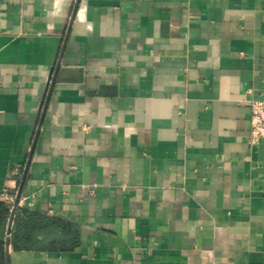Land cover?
Returning <instances> with one entry per match:
<instances>
[{
    "label": "crops",
    "instance_id": "crops-1",
    "mask_svg": "<svg viewBox=\"0 0 264 264\" xmlns=\"http://www.w3.org/2000/svg\"><path fill=\"white\" fill-rule=\"evenodd\" d=\"M263 94L264 0H0V202L37 137L13 214L75 236L2 264H264Z\"/></svg>",
    "mask_w": 264,
    "mask_h": 264
},
{
    "label": "trees",
    "instance_id": "trees-1",
    "mask_svg": "<svg viewBox=\"0 0 264 264\" xmlns=\"http://www.w3.org/2000/svg\"><path fill=\"white\" fill-rule=\"evenodd\" d=\"M9 218H11L9 206L0 202V264H2L3 249L2 234ZM12 222L10 242L14 249L25 248L24 245H18L22 237L27 241H32L35 236H41L45 244L39 245V247L47 251L66 250L73 245L75 240L72 227L68 224L39 217L22 209H16Z\"/></svg>",
    "mask_w": 264,
    "mask_h": 264
},
{
    "label": "built area",
    "instance_id": "built-area-1",
    "mask_svg": "<svg viewBox=\"0 0 264 264\" xmlns=\"http://www.w3.org/2000/svg\"><path fill=\"white\" fill-rule=\"evenodd\" d=\"M249 134L247 142L250 145L258 144L264 141V94L261 99L250 100L249 103ZM19 177V172H14ZM3 202L9 207L14 205L13 198L5 191L2 195Z\"/></svg>",
    "mask_w": 264,
    "mask_h": 264
},
{
    "label": "water",
    "instance_id": "water-1",
    "mask_svg": "<svg viewBox=\"0 0 264 264\" xmlns=\"http://www.w3.org/2000/svg\"><path fill=\"white\" fill-rule=\"evenodd\" d=\"M72 21V20H71ZM55 74V73H54ZM53 84H54V76L53 78L51 79L50 81V84H49V87H48V90H47V95H46V99H45V102L43 104V107H42V112H41V116H40V120H39V124H38V128L41 126V122H42V119H43V116H44V113H45V110H46V107H47V104H48V101H49V98H50V95H51V92H52V88H53ZM36 138L34 139V142H33V145H32V149H31V152H30V156H29V160L27 162V165L25 167V170H24V173H23V176H22V180L20 182V186H19V190H18V195H17V200L16 202L14 203L13 205V211H12V214L17 206V203H18V200H19V197L21 195V192H22V188H23V185H24V181H25V178H26V174H27V170H28V165H29V162H30V158H31V155L33 153V148H34V143L36 141ZM11 220H12V216H11V219L9 221V226H8V233H9V230H10V227H11Z\"/></svg>",
    "mask_w": 264,
    "mask_h": 264
}]
</instances>
